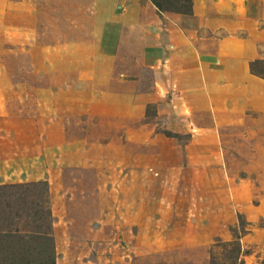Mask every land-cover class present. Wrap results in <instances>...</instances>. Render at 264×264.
I'll return each instance as SVG.
<instances>
[{"label":"rangeland","instance_id":"rangeland-1","mask_svg":"<svg viewBox=\"0 0 264 264\" xmlns=\"http://www.w3.org/2000/svg\"><path fill=\"white\" fill-rule=\"evenodd\" d=\"M159 1L0 10V215L22 237L0 264H232L233 235L234 264H264V0H223L215 31ZM169 17L252 38L250 72L170 89Z\"/></svg>","mask_w":264,"mask_h":264},{"label":"crops","instance_id":"crops-1","mask_svg":"<svg viewBox=\"0 0 264 264\" xmlns=\"http://www.w3.org/2000/svg\"><path fill=\"white\" fill-rule=\"evenodd\" d=\"M191 1L193 16L202 21L205 27L212 31L224 27L222 15L217 16L229 8L223 0ZM234 1L238 3V0ZM8 5L9 0H0V10L5 11ZM235 7L230 11H240L243 3ZM163 26V64L159 72H165L167 84L176 92L182 89L183 80L188 78L191 82L189 86H193L192 80L199 83L200 78L204 80L212 72L225 78L245 77L250 72L249 62L257 58L256 44L252 38L229 35L210 43L209 38L191 35L178 18H166ZM203 80L201 84L209 92V85Z\"/></svg>","mask_w":264,"mask_h":264},{"label":"trees","instance_id":"trees-1","mask_svg":"<svg viewBox=\"0 0 264 264\" xmlns=\"http://www.w3.org/2000/svg\"><path fill=\"white\" fill-rule=\"evenodd\" d=\"M149 1L156 7V9L158 11H162L163 8H162L161 2L159 0H149ZM175 1L176 2L179 1L182 3H185V1H186L187 13H189V14L191 13V8H192L191 0H175ZM175 11L179 12V13H183L178 9H176ZM1 189H3V188H0V190ZM0 196H3V195L0 194ZM34 215H36V214L34 213ZM14 217L12 218L9 215L8 216L7 215L6 216L0 215V242H1V245L2 244L9 245L10 243H12L13 240L14 241L17 240L18 243L20 241L22 242V237L17 231H15V230L9 231V229L6 228V227H8L7 226L8 224L10 225V222L14 219ZM43 218H44L43 215L39 214L38 220L42 221ZM44 240H46L45 243H47V239L44 238ZM219 247H220L219 245L214 246V248H219ZM226 247L230 249V256L228 258L232 262V264H234L235 261L239 259V253H240V245H239L238 237L233 235V240L231 242L226 243ZM0 252H2V253L7 252L8 254H11L12 251H9V246H7V247H4V249L3 248L0 249ZM13 258H14V256H13ZM211 264H214V263L211 262Z\"/></svg>","mask_w":264,"mask_h":264}]
</instances>
